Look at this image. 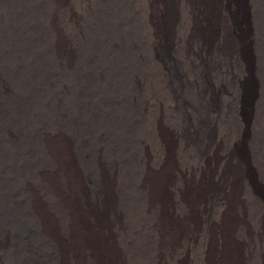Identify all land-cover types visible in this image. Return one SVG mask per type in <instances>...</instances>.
<instances>
[{
  "label": "bare ground",
  "instance_id": "bare-ground-1",
  "mask_svg": "<svg viewBox=\"0 0 264 264\" xmlns=\"http://www.w3.org/2000/svg\"><path fill=\"white\" fill-rule=\"evenodd\" d=\"M0 264H264V0H0Z\"/></svg>",
  "mask_w": 264,
  "mask_h": 264
}]
</instances>
